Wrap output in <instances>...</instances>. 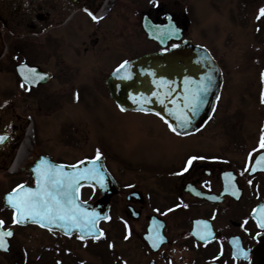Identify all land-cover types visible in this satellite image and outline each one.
Masks as SVG:
<instances>
[{
    "label": "flooded vegetation",
    "instance_id": "af4514ba",
    "mask_svg": "<svg viewBox=\"0 0 264 264\" xmlns=\"http://www.w3.org/2000/svg\"><path fill=\"white\" fill-rule=\"evenodd\" d=\"M103 2L0 0V136L5 137L0 143V220L4 221L2 230L13 233L6 238L8 248L0 249V259L8 260L13 254L18 231L38 227L15 222L14 210L4 199L21 184H36L31 168L38 159L43 156L61 165H77L95 159L99 151L117 189L111 198L110 217L118 212L116 231L123 241L134 240L137 264H264V228L259 223L264 170L253 167L257 155L264 152L260 147L264 129L253 150L246 143H233L231 137L219 147L199 143L198 135L207 127L181 136L154 114L131 112L151 116L161 127L141 128V157L127 158L111 146L91 148L90 127L84 123L58 120L65 102L70 106L83 102L86 86L94 96L106 98L107 77L88 85L85 80L73 81V71L100 72L107 67L111 72L137 56L134 44L124 49V57L117 56L120 43L103 44V34L118 39L123 31L121 19L112 16L117 1L106 9ZM158 6L163 10L155 5L147 12L162 22L163 13L169 10ZM134 23L137 26L136 15ZM221 68L226 81L222 64ZM29 69L43 79L26 80ZM58 143L66 147L60 153L54 149ZM192 157L197 159L188 166ZM78 193L83 201L102 197L94 185L82 184Z\"/></svg>",
    "mask_w": 264,
    "mask_h": 264
},
{
    "label": "rangeland",
    "instance_id": "374dc122",
    "mask_svg": "<svg viewBox=\"0 0 264 264\" xmlns=\"http://www.w3.org/2000/svg\"><path fill=\"white\" fill-rule=\"evenodd\" d=\"M155 4L176 14L185 23L186 36L211 48L226 71L223 99L212 123L198 135L199 143H216L221 147L231 137L233 143H246L253 150L264 128V16H260L264 0H118L112 16L121 19V41L103 34V44L120 43V57L126 56L124 49L132 44L136 55L157 50V45L147 41L140 25L142 14ZM106 69L73 71V81L85 80L93 85L108 76ZM83 91V102L74 106L65 102L58 120L67 118L90 127L91 148L111 146L127 158H140V129L145 125L161 127L155 124L157 120L119 112L107 90L104 99L94 96L87 86ZM59 143L54 149L60 153L66 147ZM111 216V221L101 225L106 236L97 242L81 241L75 235L66 238L36 226L22 228L13 239V254L8 260L0 259V264H137L139 255L133 248L134 240H122L114 223L118 212Z\"/></svg>",
    "mask_w": 264,
    "mask_h": 264
},
{
    "label": "water",
    "instance_id": "95a60500",
    "mask_svg": "<svg viewBox=\"0 0 264 264\" xmlns=\"http://www.w3.org/2000/svg\"><path fill=\"white\" fill-rule=\"evenodd\" d=\"M143 28L148 38L158 41L162 47H166L169 41L182 39L181 32L176 30L175 23L170 19H167L165 24L156 25L147 16H144ZM127 62L126 70L122 69L119 75H115L119 65L107 78L109 93L121 110L159 113L158 116L176 127L180 135L183 136L194 134L205 127L217 107L223 86L221 68L205 46L195 44L191 40H184L169 50L144 54ZM126 72L131 73V80L119 78ZM194 95L199 96L200 103L193 116L189 101ZM182 114H186L191 119V123L183 128L180 127L179 119ZM52 163L54 166L62 168L65 173L79 175L85 169L94 168L100 172L105 188H101L92 177H81L79 184H93L99 187L103 197L90 203L82 202L78 198L77 202L81 208L89 212L94 211L107 219L110 199L117 189L103 160L85 161L76 167ZM23 186L37 188V185L36 187ZM6 203L8 204L7 199ZM104 219L98 220L95 228L91 230L94 235H89L87 226L81 229L63 221L53 223L44 221L43 225L39 222L35 223L49 229L59 230L66 235L78 233L82 238H95L96 236L100 238L102 232L99 229V222ZM32 222L31 218H26L21 223ZM62 224L63 226H61ZM256 264H259L258 261Z\"/></svg>",
    "mask_w": 264,
    "mask_h": 264
},
{
    "label": "snow or ice",
    "instance_id": "6c2138e0",
    "mask_svg": "<svg viewBox=\"0 0 264 264\" xmlns=\"http://www.w3.org/2000/svg\"><path fill=\"white\" fill-rule=\"evenodd\" d=\"M85 11H88L85 9ZM91 15V13H89ZM260 16H264V8L260 10ZM259 18V17H258ZM93 19H97L93 16ZM128 62L125 61L116 69L115 75H119L122 69L126 70ZM30 76H25L26 80H30L31 83L38 82V79H43L42 75L36 74L34 69H29ZM120 79L131 80L132 75L130 72H126L125 75H120ZM207 90V89H205ZM200 100L198 95H194L189 101V107L192 115L194 116ZM159 115V113H157ZM180 119V127L183 128L191 123L190 117L186 114H182ZM170 129L177 134H180L176 127L169 124ZM5 137L0 136V143L4 141ZM260 147L264 148V135L261 137ZM97 160L100 159V153L97 152ZM197 159L192 157L188 161V166H191L192 161ZM95 163V161H93ZM256 164L264 170V155L259 157ZM75 167V166H74ZM187 167L185 171H187ZM255 170V169H253ZM37 173V188H25L23 185L19 186V189L14 190L13 193L7 197L8 204L15 210L17 218L15 222L21 223L26 218H31L33 222L42 223L47 221L53 223L56 221H63L66 224L83 229L87 226L89 235H94L91 231L95 228L97 221L106 217H101L96 212H89L86 209L80 207L78 201L77 192L80 184L79 179L81 177H92L96 183L105 188L103 182V176L97 169H85V171L79 173V175L72 173H65L62 168L42 162L35 169ZM215 199V197H213ZM260 227L264 228V207L260 209ZM4 221L0 220V249L6 250V238L11 237L13 233L11 231L2 230ZM63 226V224L61 225ZM102 235V233H101ZM95 238H99L96 236ZM201 239H207L206 236H201ZM235 243V241H234ZM155 247L156 245L153 244ZM239 254V253H238ZM247 258V253L243 254Z\"/></svg>",
    "mask_w": 264,
    "mask_h": 264
},
{
    "label": "bare ground",
    "instance_id": "6f19581e",
    "mask_svg": "<svg viewBox=\"0 0 264 264\" xmlns=\"http://www.w3.org/2000/svg\"><path fill=\"white\" fill-rule=\"evenodd\" d=\"M108 1L110 2V1H113V0H108ZM106 5H107V4H106ZM105 7H106V6H105ZM101 14H102V13H101Z\"/></svg>",
    "mask_w": 264,
    "mask_h": 264
}]
</instances>
